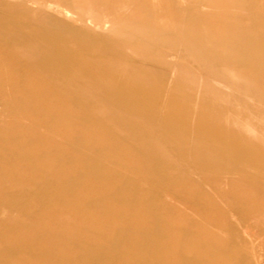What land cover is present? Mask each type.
I'll return each instance as SVG.
<instances>
[{"label": "rangeland", "instance_id": "1", "mask_svg": "<svg viewBox=\"0 0 264 264\" xmlns=\"http://www.w3.org/2000/svg\"><path fill=\"white\" fill-rule=\"evenodd\" d=\"M0 264H264V0H0Z\"/></svg>", "mask_w": 264, "mask_h": 264}]
</instances>
